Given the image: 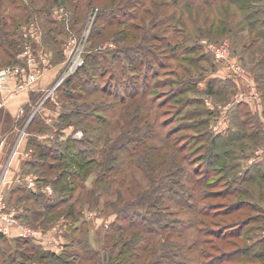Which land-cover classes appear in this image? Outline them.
Returning <instances> with one entry per match:
<instances>
[{"label":"rangeland","instance_id":"1","mask_svg":"<svg viewBox=\"0 0 264 264\" xmlns=\"http://www.w3.org/2000/svg\"><path fill=\"white\" fill-rule=\"evenodd\" d=\"M33 1L32 5L29 0L25 1L35 12L32 21L27 25L32 23L41 32V49L48 57L50 64L46 76L52 74V80L42 93L43 98L49 93L51 97L48 96L40 107L39 103L31 105L25 118H22L26 112L24 110L17 126V134L25 132L27 138L41 146L59 145L68 137L82 139L84 138L83 128L80 124H74L76 119L73 118L72 113L73 116L68 118L67 123L61 124L63 125L61 129L56 128L58 116L67 111L69 114L70 110L92 114L94 108H97L96 105L93 106L99 103L100 98L105 103L112 102V97H100L98 93L88 95L84 99H62L59 88L65 80L57 87L55 86L67 59L63 47L68 39L79 40L82 33L89 30L86 53L94 52L95 48L102 50L101 52L114 50L119 45L129 47L137 44L150 48L153 57H147L143 51L132 52L131 55L146 62L145 67L139 68L137 76H140L141 82L143 75L147 76L144 89L148 96L155 100V108L159 114L157 130L161 135L166 136L170 143L181 148L192 170L197 169L201 172L200 176L203 173L206 181L213 183L207 189V192L211 194L209 198L197 203L198 208H201L206 215L193 213L185 208H176L169 214L173 223L180 222L184 226L179 241L192 242L199 230L202 234L200 235L201 244L197 250L205 257L216 259L224 255L225 261L220 264H264V191L259 188L257 173L256 180L243 182V179L247 178L248 168L252 164H261L264 161L262 159L264 158V135H260L262 139L258 142L244 140L232 143L234 149L225 153L227 150V139L224 136L226 124L221 126L223 122L231 120L229 116L235 107L240 112L236 128L238 134L242 131L246 134L251 131L256 132L257 125L254 116H258L264 126V119L260 117L262 107H264V31L260 33V37L255 34L259 30H264V0H239L240 5L236 6L214 0L212 3H207V7L203 6V0H196L192 8H186L187 4L160 7L158 17H161L164 12L173 18L165 17L158 26L154 27L151 26V20L155 18L152 2L148 1L144 4V8L150 11L149 14H143L145 11L143 7L135 13L132 11L134 10L132 6L140 0H129L126 13L133 12L142 19L140 23L136 22L140 28L136 33L138 40L134 43L131 42L132 40L120 39L121 37L118 43L114 42L112 36L118 29L117 27L107 28L101 36L91 39L97 8L107 4L110 0H96L89 7L86 4L88 0H80L81 12L78 20L73 15L71 4L74 0H67L62 5L52 3L50 7L47 0ZM18 3V0H0V14L7 18V23L13 25L10 30L16 32L14 38L20 41V33L27 25L23 22L24 13L18 7ZM95 7L96 9H93ZM240 8L244 9L242 13L239 11ZM10 16L11 20L8 19ZM91 17L93 20L90 21ZM249 25L250 28H248ZM147 31L157 34L159 38H164L148 44L144 40ZM204 42L215 46H228L226 56L230 62L242 68V73L228 78L227 75L230 72L228 66L220 62L209 50V44ZM21 51L22 46L16 56ZM9 62L8 59L2 61L0 58V68L10 65ZM108 78V75L97 77L102 86L109 81ZM239 93L247 95V101L236 103L234 97ZM251 93L255 96V100L249 97ZM36 117L41 120V128L40 126L32 127L33 129L28 128L29 122ZM249 128H251L250 131H247ZM262 131L264 132L263 128ZM212 137L221 139L218 140L215 148L218 160L213 166H208L206 157L211 153ZM30 147L36 153V161L42 160L37 157L38 149ZM213 155L215 156L214 152ZM46 160L51 161L49 158ZM261 165L263 169L264 164ZM64 167L61 166L52 172L42 171V174L35 171L39 184L42 182L44 185L43 189L50 188L51 190L46 195L57 198L70 195L67 191L69 180L58 178L59 172H62ZM97 173L98 170L94 166L90 167L82 176V186L86 189L95 188L93 181ZM32 202L17 203L14 209L23 215L26 213V208L33 207ZM236 205L241 208L235 213L226 215L221 213L222 209ZM83 206L79 207L81 215L75 218L77 221L73 222L63 216L58 219L53 217V221L48 222L49 226L45 229L39 228L46 231L56 226L62 230L58 243L54 247H44V249L58 255L61 254L63 243L69 241V238L73 236L72 231L77 228L74 234L80 244L75 246L76 250L81 253L86 248L98 251L99 258L107 252L105 246L112 240L105 238V234L109 224L114 222L115 216L112 213L101 215L94 206L92 209L87 205ZM246 217L248 219L245 223H232L244 220ZM194 222L197 223L193 226ZM236 227L240 230L239 238L234 237ZM211 231L220 233L221 237L229 241L217 239L215 235L210 234ZM25 248L22 244L16 246V244L0 242V264H9L12 258L17 257L20 252H29V247ZM16 249L20 252L15 253ZM189 257L192 260L198 259L200 264L205 258L203 256L199 258L198 251H193ZM69 258L61 256L63 261ZM63 261L49 260L46 264H63Z\"/></svg>","mask_w":264,"mask_h":264},{"label":"trees","instance_id":"2","mask_svg":"<svg viewBox=\"0 0 264 264\" xmlns=\"http://www.w3.org/2000/svg\"><path fill=\"white\" fill-rule=\"evenodd\" d=\"M18 1V7L24 13L23 22L27 25L32 21L35 12L25 2L26 0ZM66 1L47 0L49 7L52 3L62 5ZM128 1L110 0L107 4L100 6L101 9L97 8L91 39L101 36L107 28L117 27L114 35L112 34L114 42L118 43L121 37L120 39L132 40L131 42L134 43L138 40L136 33L140 28L136 22L142 21L134 13L143 7L142 9H145L143 14H149L150 10L144 8V4L148 1L152 2L153 16H155L154 20H151L152 27L158 26L165 17L173 18L164 12L161 17H158L160 7L187 4L186 8H192L196 3V0H140L132 6L134 13H126ZM212 1L214 0H203V6L207 7V3H212ZM219 1L228 2L232 6L240 5L239 0ZM29 2L31 5L34 3L33 0ZM79 2L80 0H74L71 4L76 20L81 12ZM95 2L96 0H88L86 3L88 6H86H92ZM239 11L242 13L244 9L240 8ZM6 19L0 14V58L2 61L8 59L9 64H12L15 63V56L22 46L21 33L20 41L14 38L16 32L10 30L13 25L7 23ZM8 19L11 20V16ZM250 27L249 25L248 28ZM259 31L255 32L258 37L264 30ZM250 32L252 33V29ZM160 38L157 34L147 31L144 40L149 44ZM101 51L95 48L94 52L86 53L84 65L68 77L59 88L62 99H84L95 93H98L100 97H112L111 103H105L100 98L99 103L94 104L93 107L96 105L97 108H94L92 114L72 112V110L68 114L66 110L67 112L58 116L56 128L61 129L63 126L61 124L65 125L73 114V118L76 119L74 124L81 125L84 138L78 140L68 137L62 144L55 146H41L28 138V145L36 147L37 157L42 159L31 162L32 166H35L36 171L41 174L42 171L52 172L65 166L62 172H59L58 178L69 180L67 191L70 195L57 198L41 192L32 194L24 190L16 196L15 202L17 204L33 200L32 203L36 206L33 204V207L26 208V213L20 215V219L25 224L42 229L49 226L48 222L53 221V217L58 219L63 216L73 222L77 221L75 218L80 217V208L83 205H87L90 209L94 206L101 215L112 213L115 220L109 224L105 234V238L111 239L112 242L105 246L107 252L99 258L98 251L86 248L81 253L76 250L75 246L80 244L74 234L77 228L72 231L73 236L69 238V241L63 243V250L59 255L44 249L41 244L31 239L12 237L7 240L5 238L4 243L16 244V246L22 244L24 248L29 247V252H20L16 249L15 253L19 251L20 254L12 258L9 264L14 263L18 258L21 260L18 264L26 262L46 264L49 260L61 262L63 261L62 255L70 257L65 259L63 264H190L191 262V264H200L198 259H193V262L189 255L191 256L193 251H198L199 258L205 257L197 250L201 244L200 235L202 233L198 230L197 236L190 243L179 241L184 226L180 222L173 223L169 214L176 208H185L193 213L206 215L201 208H198L197 203L209 198L211 194L207 192V189L213 183L207 182L203 173L200 176L201 172L197 169L192 170L181 148L170 143L169 139L157 130L159 114L155 108V100L150 98L144 89L147 76L143 75L142 82L140 76H137L139 68L145 67L146 62L131 55L132 52L143 51L147 57H153L151 49L136 44L129 47L119 45L114 50ZM106 75L109 81L102 86L97 77ZM42 99V92L31 93V101L26 106V112L22 118H25L31 105H37ZM239 115V111H234L230 115L233 129L232 134L226 137L227 150L225 153L234 149L232 143L244 140L258 142L262 139L260 135H263V124L258 116H254L257 125L255 133L251 131L246 134L242 131L238 134L236 128ZM41 125V120L36 117L29 122L28 128L36 126L41 128ZM220 139L219 137L211 138V153L206 157L208 166H213L218 160L215 148ZM46 158L51 161L48 162ZM261 164H264V161ZM261 164H252L243 182L254 180L258 174L259 178L256 179L259 180V188L264 191V168L262 169ZM92 166L98 170L93 181L95 188L86 189L82 186V176ZM40 185L44 186L42 182ZM228 195L231 194L228 193ZM238 206L222 209L221 213L225 215L235 213L241 208ZM247 219L248 217L232 223L242 224ZM196 223L194 222L193 226ZM234 231V237L239 238L240 230L236 227ZM210 234L215 235L219 240L229 241L221 237L220 233L211 231ZM0 238L4 236L0 235ZM206 257L201 264H220L225 261L224 255L216 259Z\"/></svg>","mask_w":264,"mask_h":264},{"label":"built area","instance_id":"3","mask_svg":"<svg viewBox=\"0 0 264 264\" xmlns=\"http://www.w3.org/2000/svg\"><path fill=\"white\" fill-rule=\"evenodd\" d=\"M91 20H93L92 17L90 18ZM88 32L89 30H85L79 40L70 38L64 43L63 50L67 59L55 87L84 65ZM21 41L22 51L16 56L15 63L0 68V109L15 96L34 91L37 84L44 79L49 71V59L41 49V32L39 28L32 23L25 26L21 32ZM206 44L208 45L209 43L207 42ZM208 48L220 62L228 66L230 71L227 75L228 78L242 73V68L230 62L228 56H226L228 46H215L210 43ZM48 96L51 97L50 93L39 102V107L44 104ZM249 97L252 100L256 99L252 93ZM234 99L236 103L247 101V95L239 93L235 95ZM2 144L1 142L0 146ZM30 183L32 185V182ZM43 192L49 194L51 190L50 188H45ZM61 232V228L59 229L56 226L42 231L39 228L24 224L20 219L19 212L14 208L8 207L3 195L0 194L1 236L31 239L43 247L51 248L58 243Z\"/></svg>","mask_w":264,"mask_h":264},{"label":"crops","instance_id":"4","mask_svg":"<svg viewBox=\"0 0 264 264\" xmlns=\"http://www.w3.org/2000/svg\"><path fill=\"white\" fill-rule=\"evenodd\" d=\"M51 80L52 74H48L37 84L34 91L15 96L0 109V143H3L2 146H0V194L3 195L5 202L7 201V206L10 208L16 207L15 195L21 194L24 190L32 194H38L40 192L46 194L43 192V186L39 184L37 176H35L36 167L31 164V162L36 161V155L28 145L26 133L17 134V126L26 106L29 105L31 101V93H41ZM234 111L238 110L234 108L231 114H233ZM263 115L264 107H262V113L260 115L262 119H264ZM221 126L226 127L224 136L228 138L233 129L231 127L233 124H231V121L227 120L223 122ZM262 128L264 130L263 125ZM30 182H32V185H30ZM29 201L33 200L30 199ZM5 238L8 240L12 237L4 236V238H0V242L4 243ZM20 261L21 260L18 258L12 264H18ZM23 264H28V262Z\"/></svg>","mask_w":264,"mask_h":264}]
</instances>
